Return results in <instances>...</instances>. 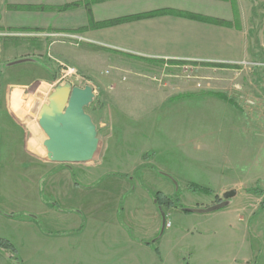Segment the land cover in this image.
Listing matches in <instances>:
<instances>
[{"label": "crops", "instance_id": "0c3cea01", "mask_svg": "<svg viewBox=\"0 0 264 264\" xmlns=\"http://www.w3.org/2000/svg\"><path fill=\"white\" fill-rule=\"evenodd\" d=\"M86 1L0 0V28L79 31L106 45L74 46L62 42L51 44L49 39L40 38L8 39L3 45V57L7 60L38 59L42 64L41 71L45 73V77L39 80L41 83L57 86L69 81L73 86H86L74 83L71 78L62 82L51 81L57 71L53 70V59L61 61L60 68L75 67L77 73L91 83L96 96L98 89L102 91L104 104L109 103L110 109L119 106L127 113H133V109L130 111L124 106L126 95L134 92L132 88H139L146 96L138 100V112L153 113L161 107L171 110V101L181 103L183 121L174 127L162 125L157 139L158 145H167L175 155L180 153L179 147L183 143L187 148H184L183 155L188 172H169L176 180L168 181L162 177L165 190L160 192L172 196L183 185L204 197L190 206L182 203L183 207L196 210L193 212L166 207L164 222L154 201L156 190L148 186L144 173H141L139 182L138 177H132L133 173L123 174L130 176L129 179L105 175L103 177H107L95 187L93 183L102 175L96 177L93 172L84 170L83 163L61 165L41 159L32 151L35 145L43 143L46 136L33 141L30 127L22 120L30 107L21 92L12 95L18 90L15 88L28 87L30 83L15 85L4 95L0 94V162H23L27 169L17 173L20 182L15 187L11 188L8 181L6 187H0V205L8 213L22 211L34 216L12 218L1 213L0 239H8L27 264L217 263L220 258L217 251H183L182 248L171 249V246L174 239L201 241L205 230L201 218L195 213L222 202L221 196L231 189L237 194L228 201L225 209L234 215L237 224L247 226V236L261 229L260 220L264 218V137L257 129L249 127L255 123L261 125L260 116L264 118V80L260 90H253V97L250 93L243 96L246 92L241 90V85L233 86L237 89H224L215 79H224L227 70H242L226 62L254 60L256 48L249 26L246 27L244 17L240 23L235 20L231 0H95L91 4V14ZM70 4L75 5L68 7ZM159 9L220 18L230 24L165 14L100 25ZM164 58L204 62L206 64L197 66L211 68L218 76L211 74L204 84L189 86L178 95H169L160 88L162 86L153 90V86L138 84L146 77L131 66L141 63L148 66L159 61L155 59ZM253 78H249L252 83ZM95 82L98 86L92 84ZM19 97L24 102L21 112ZM12 103L16 106L13 107ZM251 117L253 121L249 120ZM100 121L94 122L101 140L100 128L107 125L108 118L102 117ZM175 131L182 133L178 135H183V142H174ZM240 132L246 143H240L238 147L236 142ZM110 136L111 129L105 133V146ZM247 138H251L249 143ZM2 171L0 166V174ZM6 173L12 177V171H3L0 180L6 177ZM111 181L119 186L111 187ZM191 186L200 189L194 190ZM2 195L7 200H2ZM43 195L49 202L54 201L56 207L44 202ZM108 195L115 197L112 207L104 203ZM118 202H123L122 213ZM172 215L181 218L176 229L169 222ZM83 218L85 225L81 229ZM160 233L158 240L146 243ZM259 257L264 259V252L258 253L255 260L258 261Z\"/></svg>", "mask_w": 264, "mask_h": 264}, {"label": "rangeland", "instance_id": "374dc122", "mask_svg": "<svg viewBox=\"0 0 264 264\" xmlns=\"http://www.w3.org/2000/svg\"><path fill=\"white\" fill-rule=\"evenodd\" d=\"M233 1H235L237 4L235 5L238 8V15L235 20L240 23L241 17H244V23H246L247 28L249 26L250 34L255 43V58L252 61L264 62V0ZM50 41L51 44L56 43L52 40ZM36 58H38V56H36ZM155 60L159 61L148 66L145 63H141L138 64V66L133 65L131 68L137 70L138 73L143 74L146 77L143 78L145 80L144 82L138 84L153 86V90L159 89V87L162 86L160 88L169 95H178L185 92L189 86L197 87V85H200L202 82L204 84L209 79L207 76H210L211 74L215 75L214 77L218 76V74L213 73L214 70L211 68L208 69L201 67L202 65L197 66L198 64H206L204 62L198 63L183 60L171 61L164 59ZM167 62L170 63L166 66ZM52 63L54 66L53 70H57L58 72L54 71L56 74L54 77H51L53 78L51 81L58 80L59 82H62L66 80V78H71V80L78 85L84 86L91 84L83 75L79 72L77 73V70L75 74L71 73L68 76L62 73V68H60L62 65L61 61L53 59ZM41 66L42 64L35 58L7 60L2 56V60L0 61V94L2 93L4 95L15 85L30 83L28 87L15 88L18 90H15L12 95L21 92L24 99H26L27 106L30 107V111L28 114H25L22 120L30 127L31 130L29 134L32 136L31 138L33 141L35 139L42 140L46 136L38 124V113L42 104L47 103V98L50 92L56 87L55 84H44L39 81L42 77H45V73L43 70L41 71ZM63 68L66 69L72 67ZM128 72L131 71H127V73ZM223 75L224 79H221V77L215 79L221 82L220 86L224 87V89H227L226 87L231 89L235 85H241L244 87H242L241 90L246 92V94H242L243 96H247V93H250L253 96V92H257V90H260L262 87V80H264V67L259 66L253 69L242 68L240 71L230 69L225 71ZM251 76L254 77L253 83L249 80ZM234 78L237 79L233 81ZM92 84L98 86L96 82ZM132 91L134 92L126 95L127 97L124 101L126 103L124 106L130 111L133 109L134 112L127 113L124 109H121L119 106L118 108L116 105V107L113 106L112 109H110L108 106L109 103L104 104L105 99L103 93L98 89V96H95L94 101L86 108V110L96 123H100L102 117L108 118V122L104 128H100L101 140L98 151L93 160L89 164L83 163L82 165H85L84 170L93 172L96 177L102 175V177L93 183L95 184V187L98 186L107 176H126V178L129 179L130 176L123 174L133 173L132 177H134L136 169L139 168L140 178L141 173H144V178L148 186L156 190L154 192L157 194L161 190H165L161 180L163 178H168L161 173L170 174L169 172H174L176 174H182L183 172H188L184 165L185 159L183 155L184 148L186 150L187 148L183 146V143L179 147L180 153L175 155L167 145L163 143L158 145L159 143L157 139V135L163 127L162 125L167 124L174 127L176 124L183 121V113L180 106L181 103L177 101L173 103V101H171L169 106L171 110L166 107H161L153 113L138 112V100H141L143 99L142 97L146 96L139 88H132ZM18 103L20 109L19 112H21L22 103H24L22 102L21 97H19ZM12 104L13 107L16 106L14 103ZM260 117L261 125L255 123L254 126L248 127L250 129H257L264 137V118L262 116ZM249 120L253 121L252 117L249 118ZM110 129V140H108L107 145L105 146V133L107 132L108 134ZM175 134H177V136L176 139L173 140L176 144L184 141V139H182L184 138L183 135H178L182 134L181 132L175 131ZM250 140L251 138H247L246 141L249 143ZM240 143H246L241 138V132L238 134L236 145L239 147ZM155 149L156 151H154ZM59 164L63 165L62 163ZM0 166L4 172H13L11 178L8 176V173H6V177L0 180V187H6V181L11 183V188L15 187V185L20 182L19 179L16 178V176L19 177V174L17 175V173L27 169L26 164L23 162H0ZM3 171L0 174V178ZM105 175L107 176L103 177ZM168 179V181L173 182L176 180L173 177L172 180L170 178ZM168 183L171 184V182ZM109 185L113 188L119 186V184L114 183V181H111ZM172 196L178 199L180 204L183 203L187 206L193 204L195 200L199 201L200 197H204L203 194H196L191 192V190L185 189L183 185L180 191ZM43 197L46 198L44 195ZM106 198L107 200L104 203L112 207L115 199L114 195H108ZM221 198L223 199V195ZM1 199L4 201L7 200L3 195ZM119 203L121 206L122 202H118V205ZM0 209L5 216L12 217V215H14L12 218H20L24 215L34 216V214L22 211L8 213L1 207V205ZM122 211L123 209L121 210V213ZM192 214L193 213L187 215ZM195 216L200 217L202 220L204 226L203 230H205L204 237H201V241L199 239L190 238L180 242L179 239H174V244H172L171 249L182 248L183 251L197 249L203 252L207 251L213 253L217 251L220 255L217 263H211L208 261L207 264H264V259L261 257H259L258 261L255 260L258 253L264 252V218H261L260 220L261 229L255 231L252 236H247L245 232L248 231L247 226L244 224H237L234 215L230 214L228 208L225 209L224 207L207 213L198 212L195 213ZM169 222L173 224V228L176 229L177 226H180L181 218L172 215L169 218ZM186 224L187 226H191L189 222H186ZM213 231H216V234H214L215 232ZM3 239L9 241L6 238L0 239V264H27L19 253L16 255L13 252V255L16 257H10V252L1 245V240ZM237 260L239 262L236 263Z\"/></svg>", "mask_w": 264, "mask_h": 264}, {"label": "water", "instance_id": "95a60500", "mask_svg": "<svg viewBox=\"0 0 264 264\" xmlns=\"http://www.w3.org/2000/svg\"><path fill=\"white\" fill-rule=\"evenodd\" d=\"M95 96L91 85L73 86L69 81L58 84L39 110L38 124L46 138L41 145H35L32 152L51 163L91 162L98 151L100 139L97 125L86 108ZM236 194L235 189L228 190L223 194L222 202L200 211L210 212L224 207Z\"/></svg>", "mask_w": 264, "mask_h": 264}, {"label": "trees", "instance_id": "16d2710c", "mask_svg": "<svg viewBox=\"0 0 264 264\" xmlns=\"http://www.w3.org/2000/svg\"><path fill=\"white\" fill-rule=\"evenodd\" d=\"M95 0L93 1H89L87 0L86 1V6H87V9H88V12L91 14V4L92 2H94ZM234 3V10H235V13H236V17L238 15V8H237V4L235 3V1L232 0V4ZM236 4V5H235ZM75 4H70V5H67L68 7H72L74 6ZM165 14H174V15H180V16H184V17H189V18H195V19H199V20H202V21H210V22H213V23H217V24H221V25H229L230 22L224 20V19H220V18H213V17H207V16H203V15H198V14H194V13H187V12H182V11H179V10H173V9H159V10H156V11H152V12H148V13H141V14H137V15H130V16H125V17H121V18H117V19H113V20H109V21H105L103 23H101L100 25L101 26H106V25H114V24H118V23H121V22H126V21H132V20H139V19H143V18H148V17H154V16H160V15H165ZM140 169H136L135 173H134V177H138L140 179ZM163 174L164 176L172 179L171 175L167 174V173H161ZM193 186H191L192 188ZM194 190H197V188L193 187ZM179 191L177 190L176 193H178ZM153 197L155 199V202L157 204V206L159 207L160 211L162 212V215H163V220L165 222V214H164V210L166 207H177V208H180V209H183L185 211H188L186 210L182 204H180V202L178 201V199H176L175 197L173 196H169V195H164L163 193L161 192H158L157 194L153 193ZM44 201L46 202H49L48 200H46L44 197H42ZM49 204L51 206H54L56 207V204L55 202H49ZM123 209V202L121 203V206H120V212L121 210ZM0 212L3 213L0 209ZM14 215H12L13 217ZM31 217H33L32 215H30ZM85 225V219L83 218V225L81 228H83ZM161 237V233L154 239L152 240L151 242H146L147 244H150V243H153L155 242L156 240H158L159 238ZM1 245L8 250V252H10L11 256L10 257H16L13 255V252L17 255L18 252H17V249L14 247V245L12 243H10L9 241L7 240H1Z\"/></svg>", "mask_w": 264, "mask_h": 264}, {"label": "built area", "instance_id": "2783aa9c", "mask_svg": "<svg viewBox=\"0 0 264 264\" xmlns=\"http://www.w3.org/2000/svg\"><path fill=\"white\" fill-rule=\"evenodd\" d=\"M32 39V38H40V39H49L53 42H62L71 44L74 46H79L82 44H94L101 47L106 46L103 43L94 41L86 36L83 32L79 31H53V30H27V29H13V28H0V61L2 60V50L4 42L8 39ZM164 60H169L168 58H164ZM189 61V60H183ZM215 62V61H214ZM225 64H229L238 68H246L253 69L259 66L264 67V62H255L249 60H239V61H229ZM75 68H62V73L66 76L71 73L75 74Z\"/></svg>", "mask_w": 264, "mask_h": 264}]
</instances>
